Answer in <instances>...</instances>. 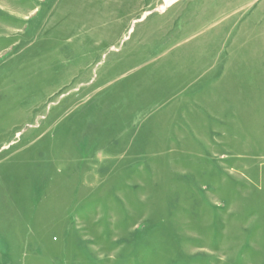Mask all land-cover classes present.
Masks as SVG:
<instances>
[{
	"label": "rangeland",
	"instance_id": "obj_1",
	"mask_svg": "<svg viewBox=\"0 0 264 264\" xmlns=\"http://www.w3.org/2000/svg\"><path fill=\"white\" fill-rule=\"evenodd\" d=\"M0 264H264V0H0Z\"/></svg>",
	"mask_w": 264,
	"mask_h": 264
},
{
	"label": "crops",
	"instance_id": "obj_2",
	"mask_svg": "<svg viewBox=\"0 0 264 264\" xmlns=\"http://www.w3.org/2000/svg\"><path fill=\"white\" fill-rule=\"evenodd\" d=\"M228 58H229V57H228ZM260 58H262V54H261ZM261 110H262V105H261ZM217 120H218V118H217Z\"/></svg>",
	"mask_w": 264,
	"mask_h": 264
},
{
	"label": "bare ground",
	"instance_id": "obj_3",
	"mask_svg": "<svg viewBox=\"0 0 264 264\" xmlns=\"http://www.w3.org/2000/svg\"><path fill=\"white\" fill-rule=\"evenodd\" d=\"M171 0H168V2H170Z\"/></svg>",
	"mask_w": 264,
	"mask_h": 264
}]
</instances>
